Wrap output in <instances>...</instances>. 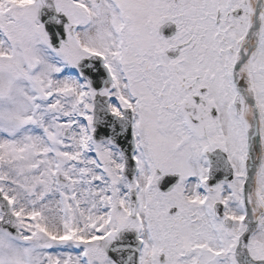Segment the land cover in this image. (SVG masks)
Segmentation results:
<instances>
[{"label":"snow or ice","instance_id":"1","mask_svg":"<svg viewBox=\"0 0 264 264\" xmlns=\"http://www.w3.org/2000/svg\"><path fill=\"white\" fill-rule=\"evenodd\" d=\"M0 264H264V0H0Z\"/></svg>","mask_w":264,"mask_h":264}]
</instances>
